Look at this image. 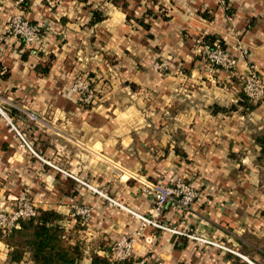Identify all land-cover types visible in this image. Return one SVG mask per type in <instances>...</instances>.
Returning <instances> with one entry per match:
<instances>
[{
    "label": "crops",
    "instance_id": "1",
    "mask_svg": "<svg viewBox=\"0 0 264 264\" xmlns=\"http://www.w3.org/2000/svg\"><path fill=\"white\" fill-rule=\"evenodd\" d=\"M127 1L148 27L105 0H59L54 8L0 0V211L10 212L29 191L39 209L63 217L67 233L81 225L79 264L107 256L113 243L137 231L132 264H235L239 258L185 236L142 230L134 216L34 156L14 125L47 162L135 212L260 257L264 156L257 138L264 136V102L253 109L238 103L252 64L264 79V0ZM97 10L107 19L92 24ZM21 12L43 28L31 46L6 33ZM207 37L233 50L236 70L211 69L195 54L196 40ZM77 76L107 82L110 94L85 109L72 89ZM171 111L176 116L166 117ZM30 112L41 121H30ZM177 178L202 199L186 212L170 203L153 211L143 183ZM82 206L91 216L80 224L73 212ZM10 252L0 238V264H12ZM19 264H34L31 254Z\"/></svg>",
    "mask_w": 264,
    "mask_h": 264
},
{
    "label": "built area",
    "instance_id": "2",
    "mask_svg": "<svg viewBox=\"0 0 264 264\" xmlns=\"http://www.w3.org/2000/svg\"><path fill=\"white\" fill-rule=\"evenodd\" d=\"M26 1H30L31 7H36L39 5H46L49 8H54L59 0H18V4L22 5ZM43 28L41 26L32 24L23 14V12L14 15L13 18L8 23L6 28V33L9 36H14L20 39L25 45L31 46L36 44L42 35ZM194 52L211 69H220L226 72H233L238 68L239 60L236 58L233 50L225 47L221 41H216L214 43H209L206 39L199 38L194 44ZM248 52L245 51L244 55ZM155 68L159 72H164L166 69L165 64H156ZM73 91L79 96L81 104L84 106H89L95 104L97 101V95L95 90L91 86V81L88 79L77 78L72 87ZM243 93L253 104L264 102V79L259 73L258 69L254 64L249 68V72L243 82ZM0 112L2 110L0 109ZM27 117L32 122H40L41 119L36 113H27ZM12 129L15 130L17 136L23 142V145L37 158H39L43 163L53 167L54 169L61 172L64 176L69 177L77 181L82 186L98 194L104 198L112 206H116L125 212L134 216L137 220L142 223V230L147 227H152L154 229L160 230L162 232L171 233L177 236H185L192 240L193 242L202 246H213L219 248L225 252L234 254L239 258L244 259L249 264H254L248 260L244 255L239 252L229 248L228 246L215 242L205 236L198 235L192 231H183L176 227H172L167 223L160 222L156 218H148L135 212L134 210L128 208L119 200L110 197L108 194L93 187L84 180L77 178L68 171L47 162L44 158L39 156L28 143L25 137L12 125ZM143 192L149 197L152 204V210L160 213L167 204H171L175 211L186 212L195 207L198 201L202 199V193L194 188L191 184L187 183L182 178H177L170 180V182H160L151 183L145 181L143 183ZM15 206L10 212L0 211V229L5 233L11 232L13 229L19 227L21 220L33 218L38 213V207L31 198L29 191H25L15 200ZM75 216H79L81 221L87 222L90 217L91 209L87 207H75ZM142 232L137 231L132 234L123 236L121 239L116 241L110 246L107 257L110 258L113 264H118L127 261L134 257L135 245L139 237H141ZM140 264H145V261L140 262ZM178 264H189V263H178Z\"/></svg>",
    "mask_w": 264,
    "mask_h": 264
},
{
    "label": "trees",
    "instance_id": "3",
    "mask_svg": "<svg viewBox=\"0 0 264 264\" xmlns=\"http://www.w3.org/2000/svg\"><path fill=\"white\" fill-rule=\"evenodd\" d=\"M113 6L121 9L128 15V20H134L143 26H147L143 20L134 16L129 9L127 0H105ZM107 19V16L101 11H95L93 14L92 24L100 23ZM209 43H214L210 38H206ZM50 63L41 65L43 74L49 71ZM239 106L253 109V103L249 101L243 93ZM237 107L233 106L232 109ZM225 111V110H224ZM257 143L261 147V155L264 156V136L257 138ZM63 217L52 211L38 209L35 217L21 220L19 227L11 232L5 233L0 229V238L11 247L9 262L19 264L23 261L26 253L31 254L34 264H79L85 255V246L81 241V225L75 226L69 233L59 223ZM264 250V249H263ZM245 253V254H244ZM254 264H264V254H259L262 260H257L251 251L243 249V253ZM132 258L118 264H132ZM235 264H249L240 258L234 259ZM92 264H113L109 257L92 256Z\"/></svg>",
    "mask_w": 264,
    "mask_h": 264
},
{
    "label": "rangeland",
    "instance_id": "4",
    "mask_svg": "<svg viewBox=\"0 0 264 264\" xmlns=\"http://www.w3.org/2000/svg\"><path fill=\"white\" fill-rule=\"evenodd\" d=\"M77 78H80L79 76H77ZM77 78H75L74 79V81L77 79ZM82 79V78H81ZM88 80H90V79H88ZM91 81V80H90ZM74 83V82H73ZM91 86H92V88L95 90V93H96V95H97V97L99 98V100L100 99H102L103 97H104V95L106 94V95H109L110 94V92H111V86L109 87L108 86V84H107V82H103V83H101V85L99 84H97L96 82L95 83H93L92 81H91ZM108 86V87H107ZM75 93V92H74ZM99 100L97 101V103L99 102ZM97 103H95V104H91V105H89V106H84L83 104H81V102H80V104L82 105V106H84L85 107V109H87V110H91ZM176 114L177 113H174V112H170L169 114H167L166 115V117L167 116H169V117H175L176 116ZM83 207V206H82ZM79 208V207H78ZM75 209H74V212H73V216H74V218H76V219H78L79 220V222H80V224H81V222L83 223V221H81V218H79V216H75ZM90 216H91V214H90ZM90 218V217H89ZM258 253H260V254H264V252H261V251H257ZM243 255V254H242ZM246 257V256H245ZM246 258H248V257H246ZM240 259H242V258H240ZM249 259V258H248ZM257 260H262V257H257L256 258ZM243 261H245L244 259H242ZM250 260V259H249ZM247 262V261H246Z\"/></svg>",
    "mask_w": 264,
    "mask_h": 264
},
{
    "label": "bare ground",
    "instance_id": "5",
    "mask_svg": "<svg viewBox=\"0 0 264 264\" xmlns=\"http://www.w3.org/2000/svg\"><path fill=\"white\" fill-rule=\"evenodd\" d=\"M251 262V261H250Z\"/></svg>",
    "mask_w": 264,
    "mask_h": 264
}]
</instances>
